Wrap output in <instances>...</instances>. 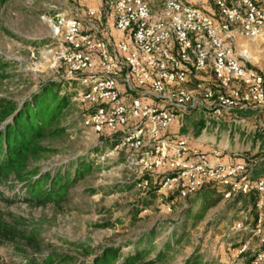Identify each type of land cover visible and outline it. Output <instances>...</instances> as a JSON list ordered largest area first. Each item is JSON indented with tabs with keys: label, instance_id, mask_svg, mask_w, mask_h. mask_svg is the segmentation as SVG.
<instances>
[{
	"label": "rangeland",
	"instance_id": "rangeland-1",
	"mask_svg": "<svg viewBox=\"0 0 264 264\" xmlns=\"http://www.w3.org/2000/svg\"><path fill=\"white\" fill-rule=\"evenodd\" d=\"M99 1L0 0V156L9 145L19 149L0 171V264H232L239 239L253 249L257 240L232 229L240 209L217 184L186 198L158 191L167 166L146 169L136 148L112 142L120 134L83 124L94 107L69 72L64 30ZM165 1L144 0L153 16ZM194 4L217 13L213 0ZM111 25L112 36L124 38ZM236 46L264 74V29ZM188 71L193 83L212 76ZM246 123H233L234 131ZM241 154L253 168L264 161Z\"/></svg>",
	"mask_w": 264,
	"mask_h": 264
},
{
	"label": "built area",
	"instance_id": "built-area-1",
	"mask_svg": "<svg viewBox=\"0 0 264 264\" xmlns=\"http://www.w3.org/2000/svg\"><path fill=\"white\" fill-rule=\"evenodd\" d=\"M197 1L167 0L153 16L144 0H100L65 23L64 56L70 74L84 83L80 95L94 107L83 124L96 134H120L118 143L136 148L133 155L142 167L167 166L158 191L175 190L186 198L213 183L223 188L225 199L254 194L251 215L232 229L255 237L257 246L239 239L231 263L264 264V178L243 161L212 164L209 157L221 155L217 149L209 154L191 149L186 138L159 139L182 112L264 109V74L248 66L246 53L236 46L239 38L262 35L264 0H213L215 16ZM109 24L124 38H114ZM189 66L210 67L212 76L193 83ZM147 181L141 178L137 185Z\"/></svg>",
	"mask_w": 264,
	"mask_h": 264
},
{
	"label": "crops",
	"instance_id": "crops-1",
	"mask_svg": "<svg viewBox=\"0 0 264 264\" xmlns=\"http://www.w3.org/2000/svg\"><path fill=\"white\" fill-rule=\"evenodd\" d=\"M206 14L210 16L213 15V13L210 14V12H206ZM248 63H252L249 58ZM252 65L253 64L249 66L253 67ZM202 71H204V73L211 72L210 67ZM205 77L203 78L204 82L209 79L208 77V79H205ZM148 101L155 103L151 99H148ZM240 120L248 124L246 123L245 128H238V132H236L234 131L235 129H233V123L240 122ZM167 128L169 129L168 133L171 135L165 136L163 139H167L171 142L186 138L191 149L201 150L209 154L211 149L220 147L222 151L220 156L209 157L212 164L216 162L232 163L244 161L241 153L247 155L264 154V109L260 107L255 109L236 110L222 115H212L203 110L182 112ZM167 128H165L163 132L166 131ZM254 169L256 177L264 178V161ZM207 185L203 186V188L205 187L204 192L212 190V188L207 187ZM216 187L218 188V192L224 191L222 187ZM232 200L233 199L227 201L231 202ZM238 200L239 201L234 204L236 208L240 209L238 211L237 220H245L251 215L249 211L252 202L249 204L245 198L241 197H239Z\"/></svg>",
	"mask_w": 264,
	"mask_h": 264
},
{
	"label": "trees",
	"instance_id": "trees-1",
	"mask_svg": "<svg viewBox=\"0 0 264 264\" xmlns=\"http://www.w3.org/2000/svg\"><path fill=\"white\" fill-rule=\"evenodd\" d=\"M117 135L118 134L116 133L115 136H117ZM106 140L109 141L108 138ZM114 141H117V143L119 142V140H117V138H115L112 142H114ZM16 151L19 152V149L17 147L16 148H13V147H11L9 145V147H7L5 149L4 154L2 156H0V171H1V173L5 172L4 170H6V168H9L10 163L12 162L10 158L11 157L14 158L13 156L16 153ZM155 189H156V187H155ZM170 192L173 193V195H172L173 197H177L178 196L177 191L174 190V191H170ZM238 198L239 197H234L231 202L235 201V203H237L239 201ZM245 199H246V201L248 203L249 202H252L253 199H254V194L251 193L250 196L248 198H245ZM187 264H207V263L206 262H202V261L199 262L197 260H193V261H190L189 260V261H187Z\"/></svg>",
	"mask_w": 264,
	"mask_h": 264
}]
</instances>
